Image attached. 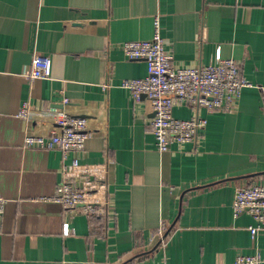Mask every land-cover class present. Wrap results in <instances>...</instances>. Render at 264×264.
Wrapping results in <instances>:
<instances>
[{"label":"crops","instance_id":"1","mask_svg":"<svg viewBox=\"0 0 264 264\" xmlns=\"http://www.w3.org/2000/svg\"><path fill=\"white\" fill-rule=\"evenodd\" d=\"M156 20L174 68L232 59L251 84L234 111L200 109L207 123L198 141L165 153L150 102L122 86L147 69L126 60L121 44L151 40ZM38 55L50 58L51 76L28 80ZM260 86L264 0H0V264H225L238 255L264 264V231L253 241L251 217L231 209L236 187L264 184ZM63 112L88 116L93 132L69 159L109 164L107 217L41 200L56 193L62 155L25 148L24 137L47 135ZM195 113L172 109L177 119Z\"/></svg>","mask_w":264,"mask_h":264},{"label":"built area","instance_id":"2","mask_svg":"<svg viewBox=\"0 0 264 264\" xmlns=\"http://www.w3.org/2000/svg\"><path fill=\"white\" fill-rule=\"evenodd\" d=\"M123 56L129 61H144L147 76L123 83L134 100L142 96L150 102L153 118L151 132L157 151L165 153L175 144L183 146L196 143L206 128V119L198 115L200 109L207 113L231 112L238 105L242 90L251 84L240 75L238 64L232 59L217 57L215 62L192 69H176L172 57L165 48L158 20L154 23V34L149 41L125 42L121 44ZM52 63L49 57L35 56L25 77L28 80H47L51 76ZM264 94V86L259 87ZM66 100L64 99V102ZM183 104L196 113L188 119H177L172 115L173 106ZM29 107L23 103L18 117L28 119ZM102 110L96 112L100 116ZM88 116H73L61 113L47 135H27L24 147L43 151H58L62 155V179L52 197H43V202L59 204L65 213L81 214L92 219L107 217L112 211L109 192L110 167L108 162L86 164L77 157L69 159L71 153L84 151L85 143L93 136L88 126ZM6 200L0 195V217L4 213ZM234 218L247 214L253 224L248 227L251 239L256 240L264 231V184L254 183L234 189L231 205ZM165 225L159 229L163 240ZM259 255H238L233 263L261 264Z\"/></svg>","mask_w":264,"mask_h":264}]
</instances>
